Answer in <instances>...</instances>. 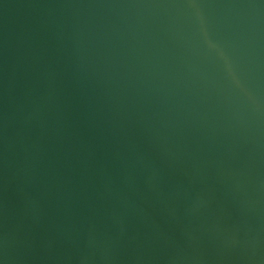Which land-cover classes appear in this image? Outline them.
Returning a JSON list of instances; mask_svg holds the SVG:
<instances>
[{
  "label": "water",
  "instance_id": "1",
  "mask_svg": "<svg viewBox=\"0 0 264 264\" xmlns=\"http://www.w3.org/2000/svg\"><path fill=\"white\" fill-rule=\"evenodd\" d=\"M0 264H264V0H0Z\"/></svg>",
  "mask_w": 264,
  "mask_h": 264
}]
</instances>
